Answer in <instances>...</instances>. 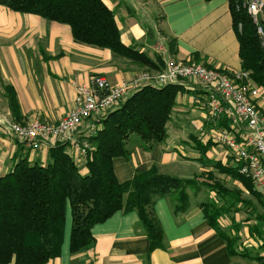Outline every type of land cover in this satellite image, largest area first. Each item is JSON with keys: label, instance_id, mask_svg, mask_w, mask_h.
<instances>
[{"label": "crops", "instance_id": "obj_1", "mask_svg": "<svg viewBox=\"0 0 264 264\" xmlns=\"http://www.w3.org/2000/svg\"><path fill=\"white\" fill-rule=\"evenodd\" d=\"M105 3L115 12L123 43L137 48L155 64L161 61L165 67L167 62L194 59L211 70H242L238 35L228 0H146L143 5L146 11L142 5L134 3L146 15L153 16V20H146L155 25L156 35L152 39L140 30L126 0H105ZM260 24L264 28V9ZM169 40H174L176 54L170 49ZM144 71L146 69L109 50L75 41L67 25L0 6V115L15 122L25 124L38 120L55 124L74 107L76 88L89 86L93 77H103L115 85ZM7 87L14 92L17 101L15 115ZM186 91L178 98L176 117L170 123L181 128L184 136L177 135L169 145L158 144L150 151L137 146L130 160L115 159L113 167L120 183L131 180L138 170H149L153 166L163 174L184 180H197L202 173L207 178L214 172L212 167L202 165L191 138L198 135L201 128L211 127L207 111L197 105L204 94L198 90ZM256 105L264 119V89ZM201 111H205L206 116L195 122L193 130L188 123L183 127L181 121H187L183 118L185 114ZM178 142L180 147L177 148ZM48 150L49 147L31 154L0 134V175L13 170L12 158L17 154H29L30 162L46 165ZM66 150L72 155L70 147ZM219 150L215 154L210 151L208 161L219 153V160L233 164V160L227 159V152ZM79 165L82 169L85 162L79 160ZM232 184L233 190H241L246 196L243 197L246 204L237 200L240 205L226 213L222 224L227 233L237 238L235 247L241 255H231L227 243L208 224L199 207L207 198L191 201L189 209L179 215L173 213L172 200L160 199L155 213L164 231L163 248L149 252V240L140 226L138 214L119 212L92 229L96 240L92 248L73 255L70 252L72 219L68 211L61 255L48 264H261L257 258L264 257V222L259 221L264 216V190L255 187L260 193L255 197L240 183ZM207 192L209 190L204 189L198 195L205 196Z\"/></svg>", "mask_w": 264, "mask_h": 264}, {"label": "trees", "instance_id": "obj_2", "mask_svg": "<svg viewBox=\"0 0 264 264\" xmlns=\"http://www.w3.org/2000/svg\"><path fill=\"white\" fill-rule=\"evenodd\" d=\"M246 1L228 0V5L238 35L242 70L250 72L253 82L264 89V48L258 26L245 8ZM0 6L67 25L75 41L109 50L146 71L160 73L164 69L161 61L155 64L137 48L123 43L115 12L105 0H0ZM168 45L174 51V40H169ZM181 62L199 63L194 59ZM6 89L15 115L17 101L14 92ZM186 92L174 85L160 89L144 87L98 123L96 135L88 140L93 150L86 157L85 175L64 144L49 148L46 165L30 162L29 154L14 155L13 170L0 175V264H48L59 258L68 211L72 219L70 252L73 255L92 248L96 242L92 229L119 212H136L149 240V252L161 249L165 236L155 205L160 199H170L173 213L182 214L189 209L191 188L197 192L204 189L215 192V196L222 199L221 204L206 199L199 207L210 227L227 243L229 253L241 255L235 247L237 238L227 233L222 224L226 213L237 206V200L246 204L237 190L210 182L205 177L204 181L198 182L166 175L157 166L138 170L131 180L123 183L116 177L115 159L130 160L135 147L150 151L166 142L178 98ZM224 128L232 129L231 120L225 121ZM132 136L138 140L129 148ZM191 138L204 167H212L230 181L240 183L251 196L260 195L254 182L240 174L242 163L234 158H231L233 164L221 160L210 162L207 154L217 144L212 141L204 143L199 133ZM259 219L264 222V216ZM257 260L264 264V257Z\"/></svg>", "mask_w": 264, "mask_h": 264}, {"label": "built area", "instance_id": "obj_3", "mask_svg": "<svg viewBox=\"0 0 264 264\" xmlns=\"http://www.w3.org/2000/svg\"><path fill=\"white\" fill-rule=\"evenodd\" d=\"M245 8L258 26L264 43V28L260 24L264 0H247ZM169 85L204 94L197 105L207 111L211 127L201 128L200 138L204 143L212 141L227 152V157L242 163L240 174L251 179L256 188L264 190V119L256 105L262 88L253 82L250 72L244 70L229 72L210 70L196 62H167L160 73L143 72L115 85L95 76L89 86L76 88L74 107L57 123L33 120L20 124L0 115V134L31 154L64 144L73 151L71 156L77 164L79 160L86 162L88 153L93 150L88 140L96 135L98 123L140 89L148 86L160 89ZM224 120H231V130L224 128Z\"/></svg>", "mask_w": 264, "mask_h": 264}, {"label": "rangeland", "instance_id": "obj_4", "mask_svg": "<svg viewBox=\"0 0 264 264\" xmlns=\"http://www.w3.org/2000/svg\"><path fill=\"white\" fill-rule=\"evenodd\" d=\"M126 2L128 3L126 6H127L128 10H130V12H132V14H134V19L137 22L140 30H143L144 32H146L147 34H149L150 39H152V37H155V35H156L155 34V30H154V26L155 25L153 23H149V22L147 23L146 22L147 19L150 20V21L153 20V16L152 15H146V13H145V11H146L145 8H147V7H145L143 5L145 4L146 0H126ZM134 3L135 4H138V5H142L145 11L142 10L140 7H137L136 5H134ZM262 46L264 48L263 40H262ZM191 63H195V62H191ZM205 67L208 68L207 66H205ZM144 72H148V73H151V74H156V72H149V71H144ZM204 116H206V112L205 111H201L199 113H194V112L191 113V112H189L188 114H185L183 116V118L186 119L187 121H181V123L184 125L183 127H185L186 123H188V126H190V129L192 128V130H193V127H194L195 122L197 120L202 121V119L204 118ZM175 117L176 116H174V118ZM181 131H182L181 128H175L173 124L172 125L169 124L168 133H167V137L168 138H167L165 144H168L169 145V142L171 141V139L172 138H176L177 135H181V136L183 135L184 136V134ZM197 133H199V132H197ZM137 140H138V137L132 136L131 143L129 144V148H132L134 146V144L137 143ZM176 140L178 141L179 138H177ZM178 147H180V143L179 142H178L177 148ZM216 148H218V147L213 146L212 149H211V151H213L214 154L216 152H218V150H219V149H216ZM220 150H219V152H220ZM220 157H221V155L218 153L217 156L215 155V157H214L213 160H219V159H221ZM227 159L230 160L231 158L227 157ZM13 165H14V163H13ZM81 173L83 175H85L87 173L86 168L83 167L81 169ZM196 179H197L198 182H201V180L204 179L203 173L201 175H198ZM207 179H208V181L213 182V183L214 182L222 183L226 187L231 188V189L234 186V184H232V183H234L233 181H230V179L227 181V178L224 177V175H222V174H220V173H218L216 171H214V174L212 176H209V178L207 177ZM236 188H239V187H236ZM240 192L243 194V192L241 190L240 191L237 190V194L240 197H242V198L243 197H246V196L242 195ZM189 194H190V204H191V201L200 200V199L202 201L203 199L205 200V198H207L208 200L217 201L219 204L222 203V199L217 198L215 196V194H216L215 192H211L210 191L209 193L207 192V195L203 196V194L198 195L199 192H197V190L191 188V189H189ZM228 202H230V201L228 200ZM238 205H240V204H238ZM222 223L224 224V219H222Z\"/></svg>", "mask_w": 264, "mask_h": 264}]
</instances>
